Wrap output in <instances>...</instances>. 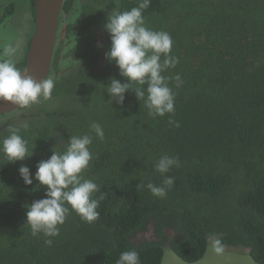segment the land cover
<instances>
[{
  "label": "trees",
  "instance_id": "trees-1",
  "mask_svg": "<svg viewBox=\"0 0 264 264\" xmlns=\"http://www.w3.org/2000/svg\"><path fill=\"white\" fill-rule=\"evenodd\" d=\"M80 1L62 7L66 59L58 49L47 78L55 82L51 97L0 116V141L18 129L29 149L14 163L0 152V264H116L133 249L140 264H162L168 250L193 264L215 250L216 240L247 249L254 263L264 264V0H150L142 10L145 26L166 31L170 55L178 58L162 75L182 80L179 88L169 80L175 110L162 117L150 116L144 105L147 83L130 84L122 102L107 90L112 79L129 81L107 59L111 38L104 25L141 0H111L105 9L99 6L106 0ZM14 9L7 5L0 23ZM73 45L79 58L71 66ZM93 122L103 128V140L90 132ZM84 134L93 139L82 175L98 186L92 194L98 219L87 223L70 210L57 237L33 235L27 206L47 191L34 178L37 164ZM162 155L178 158L179 167L156 172ZM20 167L30 170L31 185ZM166 176L174 184L164 198L154 197L147 184L162 186Z\"/></svg>",
  "mask_w": 264,
  "mask_h": 264
},
{
  "label": "clouds",
  "instance_id": "clouds-1",
  "mask_svg": "<svg viewBox=\"0 0 264 264\" xmlns=\"http://www.w3.org/2000/svg\"><path fill=\"white\" fill-rule=\"evenodd\" d=\"M80 3L83 4L82 0ZM149 4L150 0H141L137 7L128 11H115L108 17V22L104 25L111 38V47L107 52V59L114 61L121 76L129 81V83L122 85L117 80L112 79L107 90L111 96L119 97L122 102L123 93L128 90L130 84L133 82L139 85L147 83L146 99H144L145 93L143 91L137 90V96L144 99V105L150 116L162 117L165 114L173 113L175 110V97L172 88L169 87V80H174L177 88L181 86L182 80L179 74L174 77L162 75L165 69L175 68L178 58L170 55L173 40L166 31H153L145 26L142 10L147 9ZM62 15L63 12L61 11L59 18H62ZM10 18L11 15L6 16V26L11 25ZM74 25L77 24L74 23ZM74 47L70 49L71 66L79 58L78 48ZM54 48L50 60V71L51 62L56 55V48L55 51ZM2 50L0 56V101L19 105L12 110L15 111L21 107H28L30 104L37 103L40 97L44 99L51 97L55 86L53 79L37 81L22 73L28 49L26 55L19 60L24 61L23 68L20 70L8 57L15 49L4 48ZM74 51L76 54L73 57ZM162 55L164 57L163 63H161ZM169 123L174 124L175 127L180 126L178 122L172 120H169ZM23 127L27 128L28 125L25 124ZM90 132L94 133L95 137L104 139V131L99 123H91ZM92 139V135L89 134L74 135L71 137L66 150L62 153L54 151L48 160L40 161L37 164L34 178L47 191L45 193L46 198L34 201L27 206L26 220L33 235L42 233L45 237H57L60 232L58 225L64 224L70 210L78 214L87 223L98 219V202L92 199V194L98 191V186L92 179H85L82 175L92 159V153L89 150ZM0 152L10 163L23 161L29 155L27 141L19 134L18 129H11L10 134L0 141ZM174 167H179V160L169 155H162L154 165L155 171L161 175L168 173ZM18 171L25 185L33 183V178L27 167H20ZM174 181V177L166 176L162 186L148 183L146 187L154 197L164 198ZM52 243V239L45 240L46 245L50 246ZM213 246L217 252L222 251L218 240L213 241ZM116 264H140L139 254L134 249L122 251Z\"/></svg>",
  "mask_w": 264,
  "mask_h": 264
},
{
  "label": "rangeland",
  "instance_id": "rangeland-1",
  "mask_svg": "<svg viewBox=\"0 0 264 264\" xmlns=\"http://www.w3.org/2000/svg\"><path fill=\"white\" fill-rule=\"evenodd\" d=\"M82 1L85 2L86 0ZM109 2H111V0H106L103 5L99 6V8L105 9L109 7ZM10 3H13L15 9L12 13L11 18L9 19L11 25L6 26V21H4V23H0V27H2L0 28V49H15V51L8 55V57L9 60L16 66L18 61L27 53V49L33 32V10L31 0H0V13H2L4 11V8ZM9 13H11V11ZM28 16L30 17V20ZM96 79L98 81H101L99 75H97ZM69 104L75 105L73 101H70ZM31 109L34 108H29L27 110ZM18 123V119H15L13 121V125H17ZM147 236H149V234ZM224 249L228 250L222 253L221 251L217 253L216 250L211 249L210 253L208 255H206V253L202 260L193 264H256L248 255L247 249L242 250L241 252L232 248L222 247V250ZM162 264L189 263L183 262L168 250L164 255Z\"/></svg>",
  "mask_w": 264,
  "mask_h": 264
},
{
  "label": "water",
  "instance_id": "water-1",
  "mask_svg": "<svg viewBox=\"0 0 264 264\" xmlns=\"http://www.w3.org/2000/svg\"><path fill=\"white\" fill-rule=\"evenodd\" d=\"M64 0H35L34 26L25 67L22 73L34 80L47 79L50 60L57 34V24ZM61 38L59 37V40ZM19 105L0 101V115L16 109Z\"/></svg>",
  "mask_w": 264,
  "mask_h": 264
},
{
  "label": "flooded vegetation",
  "instance_id": "flooded-vegetation-1",
  "mask_svg": "<svg viewBox=\"0 0 264 264\" xmlns=\"http://www.w3.org/2000/svg\"><path fill=\"white\" fill-rule=\"evenodd\" d=\"M57 34H56V44H55V48H56V52H58L57 50L60 49V54L61 56L59 57L60 60H65L66 59V52H65V43L67 40V27L69 25L66 24V22L64 20H62V18H59L58 24H57ZM76 25H71V39L76 35L74 29H75ZM2 28V27H0ZM2 30V29H1ZM59 37L61 38L59 40ZM77 47V46H76ZM54 48V51H55ZM2 49H0V56L2 53ZM76 52L74 51L73 57L75 56ZM72 57V58H73ZM52 64V62H51Z\"/></svg>",
  "mask_w": 264,
  "mask_h": 264
}]
</instances>
